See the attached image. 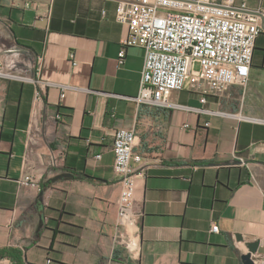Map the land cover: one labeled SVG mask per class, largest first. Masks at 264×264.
<instances>
[{"label":"crops","instance_id":"0c3cea01","mask_svg":"<svg viewBox=\"0 0 264 264\" xmlns=\"http://www.w3.org/2000/svg\"><path fill=\"white\" fill-rule=\"evenodd\" d=\"M119 1L0 0V250L24 264H242L235 236L264 247V33L245 87L190 80L166 107L137 106L144 51L119 64ZM118 129L142 157L133 233L117 226ZM28 173L39 191L19 185Z\"/></svg>","mask_w":264,"mask_h":264},{"label":"built area","instance_id":"2783aa9c","mask_svg":"<svg viewBox=\"0 0 264 264\" xmlns=\"http://www.w3.org/2000/svg\"><path fill=\"white\" fill-rule=\"evenodd\" d=\"M115 18L127 31L121 41L119 64L126 49L144 51L137 106L166 107L168 95L183 91L190 80L218 92L234 85L245 87L255 40L264 33V11L251 12L235 0H120ZM69 59H74L72 53ZM136 147L134 130L114 131L113 171L121 185L117 226L125 233L135 232L138 222L134 192L139 175L131 164H140L142 157ZM39 181L38 175L28 173L18 183L39 191ZM218 230L214 224L210 233ZM255 264H264V259Z\"/></svg>","mask_w":264,"mask_h":264},{"label":"water","instance_id":"95a60500","mask_svg":"<svg viewBox=\"0 0 264 264\" xmlns=\"http://www.w3.org/2000/svg\"><path fill=\"white\" fill-rule=\"evenodd\" d=\"M235 241L237 245H244L246 249V253L240 258L242 264H255L257 260L264 259V247H260L259 241L243 243V240L239 235L235 236Z\"/></svg>","mask_w":264,"mask_h":264},{"label":"trees","instance_id":"16d2710c","mask_svg":"<svg viewBox=\"0 0 264 264\" xmlns=\"http://www.w3.org/2000/svg\"><path fill=\"white\" fill-rule=\"evenodd\" d=\"M83 179L93 180L88 177H83ZM0 259L9 260L10 264H24L23 263V255L21 251L11 248H3L0 250ZM50 261V260H49ZM51 263V261H50Z\"/></svg>","mask_w":264,"mask_h":264}]
</instances>
